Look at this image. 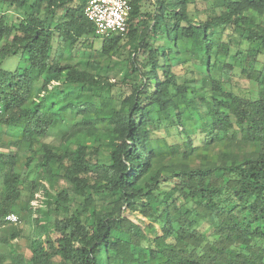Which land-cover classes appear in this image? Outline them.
Instances as JSON below:
<instances>
[{
    "label": "trees",
    "instance_id": "trees-1",
    "mask_svg": "<svg viewBox=\"0 0 264 264\" xmlns=\"http://www.w3.org/2000/svg\"><path fill=\"white\" fill-rule=\"evenodd\" d=\"M89 1L0 0V264H264V0Z\"/></svg>",
    "mask_w": 264,
    "mask_h": 264
},
{
    "label": "rangeland",
    "instance_id": "rangeland-1",
    "mask_svg": "<svg viewBox=\"0 0 264 264\" xmlns=\"http://www.w3.org/2000/svg\"><path fill=\"white\" fill-rule=\"evenodd\" d=\"M101 45H102V41L101 40H97L95 42V49H97L93 56H92V59L93 60H97L98 62H101L102 64V68L100 69L101 72H106L108 74V77L111 79V81H113L114 83L116 82L117 83V86L115 87L114 89V93L115 94H118L122 91V89H124V87L122 86L123 84L121 83L122 82V78L125 76V72L126 69L123 67V64L122 62L114 68H110L109 64L107 63V61L105 60V56L104 55H100L98 53V50H100L101 48ZM127 53H125L124 57H126ZM121 60V59H120ZM261 62L264 61V58H261L260 59ZM23 63L20 62V60L18 58H12V59H9L8 61L5 62V64L3 65V67L5 69H14L16 66H22ZM218 67V65H217ZM235 87H236V91L239 95L243 96V97H247L250 93V91L254 92L256 91V84H254L253 82H249L245 77H237L235 79ZM4 132L7 134L6 137L4 138V141H7L8 139L10 138H16V134L14 133V131L12 130H7L5 129ZM163 134L164 135H170V136H176V131L173 130L172 131V135L169 133L168 130H163ZM46 143H50L51 145H58L60 143V139H59V136H57V130H52L50 132V135L48 136V138L45 140ZM24 153H26L24 151ZM58 187L61 189V188H66L68 187L67 184H65L63 181H60V183L58 184ZM130 219L134 222H137V220L134 218V217H130ZM53 221H54V218L53 216H51V219H50V222H51V225H53ZM146 224H148L146 222ZM17 227L20 228V230L22 231V238L20 239H17L15 241L12 242V246H13V249L12 251L15 252V253H18V254H22L24 255V257L26 259H29L30 258V252H29V249H28V240L27 238L29 237L30 235V232H31V228L29 225H25L23 223H19L17 225ZM158 227V226H157ZM2 235L1 231H0V236ZM0 251H3L5 253H8L10 252V246H1L0 245ZM11 261L9 260L8 263H10Z\"/></svg>",
    "mask_w": 264,
    "mask_h": 264
},
{
    "label": "built area",
    "instance_id": "built-area-1",
    "mask_svg": "<svg viewBox=\"0 0 264 264\" xmlns=\"http://www.w3.org/2000/svg\"><path fill=\"white\" fill-rule=\"evenodd\" d=\"M131 5L128 0H90L85 9L87 19L93 24L97 38L104 40L111 35H124L128 31ZM13 224L15 215L7 218Z\"/></svg>",
    "mask_w": 264,
    "mask_h": 264
}]
</instances>
